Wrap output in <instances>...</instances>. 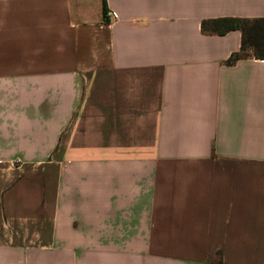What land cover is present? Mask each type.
I'll return each mask as SVG.
<instances>
[{
	"label": "crops",
	"instance_id": "1",
	"mask_svg": "<svg viewBox=\"0 0 264 264\" xmlns=\"http://www.w3.org/2000/svg\"><path fill=\"white\" fill-rule=\"evenodd\" d=\"M264 0H0V264H264Z\"/></svg>",
	"mask_w": 264,
	"mask_h": 264
},
{
	"label": "trees",
	"instance_id": "2",
	"mask_svg": "<svg viewBox=\"0 0 264 264\" xmlns=\"http://www.w3.org/2000/svg\"><path fill=\"white\" fill-rule=\"evenodd\" d=\"M106 10V0H104ZM203 32L210 34H224L233 29L242 32L241 47L234 52L227 63H232L246 55L264 58V17H219L204 19L201 23Z\"/></svg>",
	"mask_w": 264,
	"mask_h": 264
}]
</instances>
